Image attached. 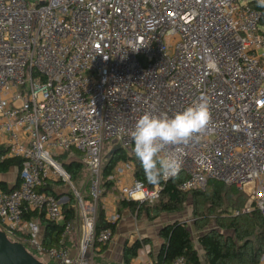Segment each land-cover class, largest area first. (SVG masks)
Here are the masks:
<instances>
[{"label": "built area", "instance_id": "1", "mask_svg": "<svg viewBox=\"0 0 264 264\" xmlns=\"http://www.w3.org/2000/svg\"><path fill=\"white\" fill-rule=\"evenodd\" d=\"M37 1L0 0V148L2 160L23 161L20 184L0 189V230L12 242L54 264H92L97 247L114 238L111 229L96 233L105 143L130 151L143 114L171 118L202 96L212 122L187 145L165 150L178 160L174 175L150 188L133 162L120 161L108 180L123 199L149 204L180 175L185 192L219 181L247 199L234 216H264V31L251 1ZM69 151L83 155L93 201L92 216L81 204L85 232L75 252L67 241L78 223L65 220L50 193L72 183L56 158ZM30 211L63 226L59 237L46 244L39 220L25 219Z\"/></svg>", "mask_w": 264, "mask_h": 264}, {"label": "trees", "instance_id": "2", "mask_svg": "<svg viewBox=\"0 0 264 264\" xmlns=\"http://www.w3.org/2000/svg\"><path fill=\"white\" fill-rule=\"evenodd\" d=\"M250 5L262 12L263 19L261 24L264 26V7L259 6L258 0H252ZM114 150L111 152L110 157L104 160L103 164V183L107 190L113 187L112 181L108 179L113 174L114 168L120 161L133 162L135 165L136 178L147 184L150 188L158 184L149 182L141 162L135 155L132 156L130 153V151L134 152L133 149L129 151L122 147H118L115 151ZM4 153L5 149L0 148V174H7L12 169H18V171H20L23 166V161L19 158L2 160ZM76 153L78 152L69 151L64 154L82 156L80 153ZM56 158L58 159L59 156ZM62 165L65 171L70 175L71 182L73 183L80 177L83 168L84 171L87 170L84 162L82 163L78 160L64 161ZM185 179V175H180L169 181L163 188L160 199L153 205L147 202L138 203L121 199L119 211L121 212L123 209H128L131 212H135L138 216L145 214L150 220H155L164 213H180L190 195L199 199L202 198L205 201H210V210L217 205L223 206L228 201V205L225 207L226 209H223V212H228L225 217H227L229 224L225 225L221 220H218L217 226L221 229H231L234 236L224 235L218 231L203 233L199 238V243L204 251V258L202 259L199 251L194 246L191 232L183 222L175 221L164 224L159 231L162 243L158 253L156 255L153 251L149 253V257L153 260L154 264H172L176 258L181 256L187 259V264H259L264 255V216L258 210L234 216L232 214L233 211L242 209L247 202L245 195L235 187L226 186L219 181H209L207 187L212 190L210 194L202 192L203 190L185 192L179 188ZM60 183H63V181H60ZM159 183H161V179ZM19 184L20 180L18 178L16 187ZM0 189L4 192L11 191L4 182H0ZM234 191L241 193L238 198L233 197L232 193ZM50 193L58 199L62 197V195H58L54 190H50ZM230 198H232V200L243 199L245 203L238 207H232L234 205L232 203L235 201H229ZM90 200L93 204L92 198H90ZM63 210L66 221L75 220L77 209L71 197L69 202L63 206ZM25 219L39 220L44 227L43 241L46 244H50L53 239H57L63 231V226L48 221L43 214L41 215L37 212H27L25 214ZM120 219L121 217L119 221ZM119 221H107L104 205L102 202L98 203L96 233H100L103 229H111L113 234H115ZM146 242L147 240H138L132 245H126L123 252L124 264H132V261L137 258L141 248L147 244ZM67 245L69 246L68 242ZM104 249L106 248H103V250ZM49 262L54 264L52 261Z\"/></svg>", "mask_w": 264, "mask_h": 264}, {"label": "rangeland", "instance_id": "3", "mask_svg": "<svg viewBox=\"0 0 264 264\" xmlns=\"http://www.w3.org/2000/svg\"><path fill=\"white\" fill-rule=\"evenodd\" d=\"M34 4H37L38 1L37 0H31ZM252 0H244V2H249ZM261 30L264 31V26L261 27ZM120 146V144L117 141L114 140H109L105 143L104 146V150H103V157L104 159H107L110 157L111 152L118 148ZM76 152V151H75ZM131 155L134 156L135 153L133 151H130ZM78 154V153H76ZM62 158V159H60ZM70 160H78L81 161L83 163V155L81 157H79L78 155L75 154H71V155H67V154H61V156H59V158L57 159V161L62 165V163L64 161H70ZM85 160V157H84ZM83 165V164H82ZM84 171V168H83ZM82 171V172H83ZM13 174L11 176L12 180L14 181V179L16 177H18L19 171L18 169H13L12 170ZM81 172V175L79 178H77V180L73 183H60V185H62V191L66 190L69 192L70 197L73 200V204H75V207L79 213L80 218H82V211H80V207L81 204H83L84 206H87L91 203L90 198H92L91 196V182H90V174L88 172V170H85L83 173ZM229 188V187H227ZM102 195L104 196L107 195L109 193L114 192L115 191V195H117L118 197H121L122 194L120 192L119 189H109L107 190L106 187H104V183H102ZM204 193L206 194H210L212 192V190L207 187L205 189H203ZM241 193L234 191L232 193L234 198H238L239 195ZM229 201H235L232 207H238L243 205L245 202L242 199H237V200H232V198L229 199ZM153 205V204H151ZM228 205V201L227 203H225L223 206H219L217 205L216 207H214L212 210H210V206H211V202L210 201H205L204 199H199L196 198L194 196H191L187 199L186 203L184 204L182 211L180 213H164L166 214L164 217L162 215L159 216V218L155 219V220H150L148 218L147 215L142 214L140 216H138L135 212H129L128 214L124 215V212H116L115 214L118 217H121V219H126L128 216L131 217V219L135 220V224H139L138 226L141 228V230L139 231V236H141L143 238V235H146L148 233H150V236H157V224L162 223L163 221L165 222L164 218L166 220H176V221H181L183 222L187 228L189 229V231L191 232V237H192V241L194 243L195 248L199 251L201 258H204V251L199 243V238L200 236L205 233V232H209V231H218L220 233H223L224 235H231L234 236V233L231 229L229 228H223L221 229L220 227L217 226V221L221 220V222L225 223V225L229 224V221L227 219V213L228 212H223V209H226L225 207ZM87 212V210H86ZM89 215V214H88ZM90 216V215H89ZM163 217V218H161ZM137 219H138V223H137ZM144 225H142V223H144ZM134 227L136 228V225H134ZM133 227V228H134ZM131 229V228H130ZM127 230V228H126ZM126 230H124V233H121L120 230L118 232V230L115 232L114 234V241L117 245V250L114 251V253L112 254H107L106 253V249L103 250V248L101 249V254L97 253L96 257L94 256L92 259V264H124L123 261V251L126 245H132L134 244L136 241L138 240H134L129 237V236H133V235H129L127 234L128 232H126ZM143 231V232H141ZM126 233V234H125ZM159 235V233H158ZM129 237V238H127ZM146 239H148L147 243H149L150 245H154V243H152V239L148 238L146 236ZM140 241V240H139ZM155 245H157V243H155ZM147 250H149L148 255L150 253V251H153V248H147ZM155 253V251H153ZM99 254V255H98ZM141 256H144V254H142ZM39 260L45 264H51L47 259L45 258H39Z\"/></svg>", "mask_w": 264, "mask_h": 264}, {"label": "clouds", "instance_id": "4", "mask_svg": "<svg viewBox=\"0 0 264 264\" xmlns=\"http://www.w3.org/2000/svg\"><path fill=\"white\" fill-rule=\"evenodd\" d=\"M264 7V0H258ZM212 122L210 101L200 97L182 112L169 117L166 113L143 114L131 133L134 153L141 162L150 183H159L163 176L174 175L178 160L165 150L177 145H187L198 138ZM164 154V155H162Z\"/></svg>", "mask_w": 264, "mask_h": 264}, {"label": "crops", "instance_id": "5", "mask_svg": "<svg viewBox=\"0 0 264 264\" xmlns=\"http://www.w3.org/2000/svg\"><path fill=\"white\" fill-rule=\"evenodd\" d=\"M12 170L9 173H7V174H4V175L0 174V182H4L5 184H7L10 190H11L12 187L16 186L18 178H19V174H18V177H16L14 179V181L12 180V178H11V176L13 174ZM112 189H114V190L116 189L114 185H113ZM52 190L56 191V193H58V195H62L61 199L64 198L65 204L69 202V200H70L69 192L66 191V190L62 191V185H60V183H57L55 186H53ZM121 199H123L122 196L118 197L117 195H115V191L110 193V190H109V193L107 195L102 196V199H101L100 202H102L103 205H104L105 216H107V213L115 214L116 212H118L119 203H120ZM91 205L92 204H89V205L85 206V209L87 210V216H89V215L92 216V213L89 212V207L92 208ZM121 212H124V215H126V214H128L130 212V210L123 209ZM165 215L166 214H164L163 217ZM163 217H161V218H163ZM119 218L120 217H118L117 221H119ZM165 218H164L165 222L163 221L162 223L156 225L157 226V236L156 237L155 236L151 237L150 233H148L146 235H143V238L141 236H139V234H138L139 231L141 230V228L138 226L139 224L138 225L135 224V220L134 219H131V217H129V216L126 219H120V221L118 223V227H117L118 232L120 230L121 233H124L125 232L124 230H126V228H127L126 232H128L127 234H129V235L132 233L131 235H133V236H129V237H131L133 239V241L134 240H144V241L147 240L148 241V239H146V236H147L148 238L152 239V241H153L152 243H154V245L152 246V245H150L149 243L146 242L147 244L143 248H141V250L138 253L137 258L132 261V264H146L147 263V260L149 258V255H148L149 250H147V248H150V249L153 248V251H155V255L158 253L159 248H160L161 243H162L161 238L158 235L161 227L164 224L172 223V222L176 221V220H166ZM106 220H107V217H106ZM73 221H76L78 223V229L74 233H72V235L69 237L67 242L69 244V248L73 252H75V250L78 249L79 243L81 242V239L83 238V235H84V232H85V227H84L85 226V218H84V215H82V218H80L79 213L77 211L76 218ZM137 223H138V219H137ZM144 224H145V222L142 223V225H144ZM134 225H136V228L134 227ZM141 232H143V231H141ZM129 237H127V238H129ZM155 243H157V245H155ZM102 248H106V253L107 254H111V253L113 254L114 251L117 250V245H116V243L114 241V238L109 244L100 245L99 247H97V250L94 253L95 257L97 256L96 255L97 253H99V254L102 253L101 252ZM142 254H144V256H141Z\"/></svg>", "mask_w": 264, "mask_h": 264}, {"label": "water", "instance_id": "6", "mask_svg": "<svg viewBox=\"0 0 264 264\" xmlns=\"http://www.w3.org/2000/svg\"><path fill=\"white\" fill-rule=\"evenodd\" d=\"M15 188L16 186L12 187L11 190ZM60 200L62 204L65 205L64 198ZM0 264H45V263L41 262L31 253H29L22 244L12 242L7 237L6 233L0 230Z\"/></svg>", "mask_w": 264, "mask_h": 264}]
</instances>
